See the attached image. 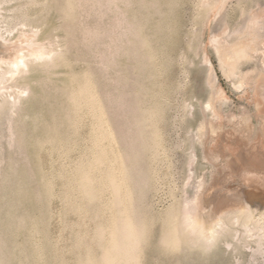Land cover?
Returning a JSON list of instances; mask_svg holds the SVG:
<instances>
[{
	"label": "rangeland",
	"instance_id": "obj_1",
	"mask_svg": "<svg viewBox=\"0 0 264 264\" xmlns=\"http://www.w3.org/2000/svg\"><path fill=\"white\" fill-rule=\"evenodd\" d=\"M202 1L203 0H74V2L72 1L71 3L72 6L75 4V6H73L75 9L68 6V8L72 10L69 11L67 8L69 12L74 13L72 17L69 16L71 13H67L68 11L65 6L68 2L65 3V0H0V18L3 20L0 19V21H2L0 24L2 25V31L4 29L2 33L6 34V36H4L7 38H0V43L5 45V47H3L5 50L23 48L27 53L29 44L26 42L22 43L21 41L18 42V40L14 39L19 33L27 31L30 33H38L37 35L34 34V37H32L33 39L35 38L33 40L34 43L30 41V45L31 43L34 45L35 42L41 43L44 48L54 50L55 53L62 54L65 58L60 59V61L57 62L58 64H55L50 59L49 62L51 61L53 66L49 63L50 68L48 70L47 67L49 66L42 68L41 65L39 67L40 61L38 60L37 62L39 63L36 62L38 66L30 67L28 73L25 71L26 73L24 72V74H21L23 76L20 74L16 75L13 78L15 82L14 80H6L4 82L5 84H2V86L5 87L6 85L10 86L13 90L12 91L9 87L10 91L7 86V90H5L6 88L4 90L2 89L4 93L0 91L2 94H0V102L6 97L4 102L2 101V103H0L2 107L6 108L8 106L6 104L8 101L7 99H12L8 96V93L10 95L12 92H18L21 83H23L21 90L26 93L23 92L24 94H21L22 98L20 96L21 99H19L20 102L17 104L18 107L16 106V108L11 109L13 110L12 112L11 110L9 111V106L8 110H6V112H9L6 113L4 109V113H6L4 114L3 108L0 107L3 113L2 115L0 110V117L4 116L2 119L0 118V242L5 243H0V245H3L0 246V249L3 250H0V258L5 254V257H2L3 260L2 258L0 259V263L76 264V259L78 261L83 259L86 255V250H84L87 249L85 248L86 246H88V248L91 247L92 257L95 256V259H97V257H99L98 259L102 257L103 250L100 247L106 243L105 240L108 241L109 237L108 239L106 237L109 235L104 233L107 235L105 238L102 237L101 242L104 240L103 244H101V242L97 243L98 241L93 237L96 235L95 233L97 230L95 229H99L98 227L96 228V224L99 222L103 223L105 226L109 223L106 221H110L114 216H112L110 212H114V209L110 206V202L113 199V194H111L112 197L110 196L111 187L108 184L102 183L104 187L106 186L105 188H110L109 190L105 189V195H103L104 187L102 184L100 185V183L96 182V184H99L98 190H103L102 193L98 191L99 195H96L100 196L99 198L102 202L100 200L97 202L98 200L96 201V197H94L95 202L92 199L93 201L91 200V203H97L90 205L92 206V210L91 207H88L89 203H86L88 200L85 201L84 204L81 202L83 206L85 203L87 204V206H81V209L84 208L86 211L87 208L88 212H85L84 209H76L79 205L78 202L80 203L79 200H81L79 198V189H77V186L73 185L76 187L73 189L76 191V194L73 191L68 193L67 190H69V188L72 190V184L69 186V183H72V177L69 176L73 175L74 172L72 171L75 169L76 165H78L75 164V161L83 159L81 161L87 163L90 161V158L93 159V155L94 157L95 154L98 155V153H96L98 148L95 150L92 148L94 151L91 149L93 146L96 148L95 143L92 142H94L96 138L101 139L103 136L104 141L109 138L110 142H108V140L104 142L101 139L99 142L103 143V145L101 143L103 147L100 144L99 146H101L102 149H106L107 146V148H109L107 151L110 153H106L107 151L104 149L107 155L104 156L108 159L110 157V159H112L113 157L112 160L114 161L111 160L110 162V160L104 157L103 159H105L104 163L106 165L103 163L105 166L100 165V169L97 165L98 168L95 167L96 171H94L95 169L93 170V176L97 178V180L103 181L104 175L106 177L105 171L112 170L113 173L119 171L116 172V175L118 173V178L123 177L125 174V178L127 179L126 176L130 171L129 174L132 178L129 177L126 181L128 186L126 185L125 187H127V190L122 186V190H126V192L124 190V192L122 191V195H125L124 193L127 194L128 191L130 193L131 191L132 199L135 200V204L133 200V202L130 201L132 205L134 204L133 207L130 202V206H128V202H122L121 204L120 201H118L119 206L117 207L120 209L122 207H131L133 217H137L138 219L140 215L142 216L139 219L142 224L139 220L137 224L140 223L142 228L146 225L143 232L144 235H141L142 239L140 238V240H142L140 241L141 243L139 242L140 246L139 244L137 245L135 252L137 253L139 251L137 253L139 255L136 256L140 258V260L138 259L140 262L138 263L137 261V264H264V231H259L263 235H260L258 232L254 234L255 227L253 228L249 225V227L252 228L250 229L248 226L246 228L247 230L250 229L251 232L253 231L251 234V232H249L250 230L246 231L244 228L246 225L240 221H236L238 223L230 222L232 226L234 224L233 227L230 226L231 224H229V222L228 224L225 223L227 227L229 225L230 229L226 226L225 228H223L224 226H220L221 231H217L218 234L216 233L217 235L215 237L217 239L213 238L212 243H210L211 241H206L207 244L205 245H207V248L204 246L205 240L203 237L199 239L200 241L193 240L194 243L192 242L191 245L190 239H193V237L196 238V234L193 232L194 230H192L194 233L193 237L190 236L192 232L187 233V235L185 234V236H189L190 243L187 242V237L181 235L184 236L185 241L190 244H188V247H186L187 243L185 244L183 237H180V243L178 242L179 244L175 246L170 245L168 241L163 242V239L168 240L167 231H169L173 224V219L177 218L178 213L181 214V217L185 215L183 204L185 206L188 199L193 197L191 195H194L196 186L201 180L206 183L208 190H211L215 183L219 184L218 190L213 194V196L217 194L215 205L212 206L216 210L221 207V204H223L222 207H224L226 202L223 200L227 196L225 194L232 193L235 189L246 186L245 178L247 174L244 172L245 170L242 169L241 171L240 169L236 171L232 166V159L237 157V153L243 149V146L247 149L250 147L252 152V145L259 142L260 138L262 140L264 136V109H262V107L264 108V92L258 94L253 84L257 77L256 75L259 74L262 68L263 62L261 54L258 52L254 53L252 59L244 61L241 64L239 73L235 77H231L225 72L210 42L211 37L214 35L213 33H221V29H223L224 26L226 27V22L230 31L240 26L245 21L250 9L257 10L260 5L259 8L262 10V8H264V0H229L225 4L224 9L219 11L220 13L216 8L210 7L214 6L213 1L215 0L208 2L209 5H204L205 3L203 4ZM73 9L75 11H73ZM26 24L28 25L26 26ZM7 30H11L9 31L10 34ZM207 61L212 63L214 79L212 75H209L210 72H208L209 65ZM6 66L7 65L3 64V67ZM56 66L57 68H55ZM3 67L2 69H5ZM86 72L91 74L90 77L93 78L91 80V85L93 86V83L95 84L92 88H94L95 91L97 90L96 94H98V98L101 99V101L100 99L98 100V104L103 105L104 115L105 111L107 112L104 116V124H106L105 127L108 132H105L107 130L101 127L102 125L99 119L97 122V115L96 117H94V114L92 116L90 115L95 111L93 110L92 112L88 105L87 107L83 106V109L78 112V116H80L84 113L81 111H85L86 114L84 113L80 116L82 120L77 116L75 109H70L73 108L70 106L72 102L67 96H71V94L68 95L70 92L67 91H72V80L77 79L75 81H83L84 77L88 75ZM16 77L19 79L16 80ZM34 80L36 82H34ZM23 85H28L25 87L27 89H25ZM65 87H68L67 90H65ZM6 93L8 98L4 95ZM209 102L211 103L208 104ZM68 109L70 110V114L68 113ZM155 109H157V111ZM73 110L74 112L72 113ZM66 114H69L68 117L72 115V118L70 117V120L69 118L66 120ZM73 114L77 117L74 118ZM88 115L91 117H88ZM40 117H43L44 121ZM249 118L251 120H249ZM83 119L84 122H81ZM243 119L245 121H243ZM72 120H75L73 121L76 124L75 128ZM138 120L141 121L142 124ZM247 120L250 121L248 122L252 125L251 128H253L248 133L245 131ZM77 121H79L78 124ZM8 122H10V124ZM36 122L39 126H37L38 124ZM94 122L100 127L96 126ZM46 123H50L49 128L51 129L48 128V124L46 125ZM211 123L223 126L222 129L224 131H229L227 133H234L236 141H217L211 136L208 137L207 134L206 136H201L200 128L205 125L206 131ZM54 124L58 125V127L60 126V131L57 132V134L60 135V133H63L61 135L63 142L67 139L69 141H66V144L63 142L59 144L60 146L56 148L57 150L49 149V151L46 152L40 145L42 139L44 140L45 137H56L55 131L57 130L53 128ZM206 124L208 126H206ZM56 125H54V127L58 129ZM107 125L110 126L107 128ZM70 126L77 130H73ZM9 128H12V134L14 132L13 136H11L12 134ZM93 128H95L94 131ZM109 129L111 131L110 136L116 139L118 138V141L108 136ZM237 130L239 132H237ZM22 131L24 132L23 135H21ZM91 131L94 132V134L98 132L96 134H99V136L101 135V137L98 138L96 134L94 136ZM103 131L107 134L108 138L105 137L106 135ZM236 132L239 135L235 134ZM67 134H69V136H66ZM10 136L14 138L12 139ZM66 137L68 138L66 139ZM20 138L23 140L25 139V142H22ZM252 142L254 143L252 144ZM23 143H25L26 146ZM117 143L119 144L118 148ZM249 143L251 146L248 145ZM67 144V148H63V145L66 146ZM140 145L143 146L141 147ZM28 146L31 147L27 148ZM34 147L37 150H35ZM68 148L70 149L68 150ZM113 148L116 150L114 151ZM61 149H64V151ZM118 149L123 151H120V155L118 154ZM110 150L113 151L116 157ZM134 150L137 153L134 152ZM59 151L60 154H57ZM62 151L63 153H65V151L67 153L68 151L67 154L69 157L61 153ZM124 151L126 153H128L127 151L130 152L128 157H126ZM138 151L142 153V155H139ZM114 152H117V154ZM47 153L51 156H48ZM122 153L125 156L121 155ZM135 153L141 156L140 159L142 158V160H145H139V156H135ZM117 155H119L120 158L117 157ZM132 155L136 157V161H142L143 163L139 162L140 164H138V162L133 161L134 156ZM131 156L133 158L130 160L129 157ZM57 158L60 159L58 160ZM63 158L67 159L63 160ZM123 158H126V160L129 158L130 161L127 160L128 162L124 164L126 160ZM115 160L117 162H115ZM121 160H123V162ZM64 161L65 165L62 163L64 166H61L60 163ZM129 162L132 166L134 162V164L137 163L138 169H142L140 170L141 173H134L138 169H136L137 167L135 168V165L134 168H129ZM118 164L119 166H117ZM114 165L116 169L120 167L118 168L119 170H116L115 167H113ZM125 165L128 167L125 168L126 171L123 173L122 169ZM60 166L62 168H60ZM106 166L108 169L104 170L107 168ZM112 167L115 170H113ZM22 168L23 170L24 168L25 170L29 169L33 174H30V171L27 170L23 171ZM70 169H72V171ZM133 169H135V171ZM53 170L55 171L52 172ZM132 170L134 172H132ZM63 171L65 172L62 174ZM25 172H29V174ZM97 172L101 173L103 176L99 173L97 175ZM104 172L105 174H103ZM64 174H66L67 177ZM121 174L122 176H120ZM136 175H141L138 176L141 180L135 178ZM41 176L45 178L43 179ZM101 176L102 179L99 178ZM68 178L71 180L69 181ZM46 180L52 181V188L46 186ZM133 180H136L135 184ZM137 181H141V184ZM66 185L69 186V188ZM129 185L132 187L130 188ZM249 187L251 186L249 185ZM50 188L53 191L49 190ZM132 188H134V190H132ZM48 191H50L49 193L51 195H49ZM96 191L97 189L95 192ZM70 193H74L76 196L78 194V200H76L78 205L75 202L76 196L74 194L70 195ZM106 195L110 197L111 201L107 199ZM69 198L74 200V205L73 201L71 204ZM104 198L107 199L106 202L108 201L107 206ZM119 199L120 198H118V200ZM103 203H105V206H103L106 207V209L104 208L105 210L102 207ZM124 204L125 206H122ZM190 204L189 202L188 205ZM75 205L77 206L75 207ZM69 206L71 208H69ZM133 208H136V211H134ZM102 210L108 211L110 214L108 212L103 213ZM86 214L87 217L85 216ZM226 214L227 213H225L224 216H226ZM169 217L172 221H170ZM79 220L80 223L78 222ZM81 220H83V222ZM77 222L80 226L76 224ZM98 225L99 224H97V226ZM103 225L101 226L103 227ZM81 226H83V228ZM78 228L81 230H78ZM93 229L95 231L94 236L92 235V232H94ZM79 231L82 233L86 232L84 236L83 234L81 235V240L83 238L84 241H81L83 245L82 250L80 247L78 248L76 246V242L73 243V239L77 237L75 235L77 232L78 235L80 233ZM248 232L249 235L254 234L256 236H249ZM257 234L260 236H257ZM201 239H203L204 243ZM259 239L261 240L259 241ZM74 241H76V239ZM195 242H197V244L198 242L201 243L196 246ZM42 243H45V246ZM39 244H41V246ZM12 249L14 250L12 251ZM41 249L42 252L40 251ZM44 249L45 252H43ZM204 249H206V251ZM36 251L38 252L36 253Z\"/></svg>",
	"mask_w": 264,
	"mask_h": 264
},
{
	"label": "bare ground",
	"instance_id": "obj_2",
	"mask_svg": "<svg viewBox=\"0 0 264 264\" xmlns=\"http://www.w3.org/2000/svg\"><path fill=\"white\" fill-rule=\"evenodd\" d=\"M73 2H74V0H72ZM71 0H65V3H67L68 2V4L65 6L66 7V10L68 11V9H69V11H72L70 8L71 7H73V6H75V4L72 6V2ZM213 1V0H212ZM229 0H215V1H213L214 2V6H210V7H213V8H216L217 10H218V12L220 11V10H222V9H224V6H225V4L228 2ZM208 2H211V0H203L202 1V3L204 4V5H209V3ZM1 3V2H0ZM212 4V3H211ZM213 5V4H212ZM68 6L70 7V8H68ZM259 7H260V5H259ZM258 7V9L256 10V9H250V11H249V13H248V15H247V17H246V19H245V21L240 25V26H237L235 29H233V30H230L229 31V26H228V24H226L225 23V25H226V27L224 26L223 27V29H221L222 30V32L221 33H219V34H216V33H213L214 35L211 37V39H210V42H211V44H212V46L214 47V49H215V51H216V53H217V55H218V57H219V60H220V62H221V65H222V67L224 68V70H225V72L229 75V76H233V77H235L238 73H239V68H240V66H241V64L244 62V61H248V60H250V59H252L253 58V54L254 53H256V52H258V53H260L261 54V59H262V62H263V64H262V68H261V71L259 72V74L258 75H256L257 77L255 78V80H254V82L253 81H251V82H253V84H254V86H255V89L258 91V94L260 93H262V92H264V18H263V12H264V8H262V10H261V8H259ZM262 7V6H261ZM68 8V9H67ZM74 9H75V7H73ZM208 8V7H207ZM2 9V8H1ZM73 9V11H75ZM65 10V11H66ZM210 10V9H209ZM67 12L68 14L69 13H71V14H69V16H72L73 17V15H74V13H72V12ZM79 11V10H78ZM211 11H212V9H211ZM214 11V10H213ZM80 12V11H79ZM66 13V14H67ZM220 13V12H219ZM26 14V13H25ZM76 14V13H75ZM68 16V15H67ZM1 19V18H0ZM27 19V18H26ZM2 20V19H1ZM218 20V19H217ZM3 21V20H2ZM2 21H0V22H2ZM22 21V20H21ZM30 21V20H29ZM25 23V22H24ZM23 23V24H24ZM28 23V22H27ZM31 23V22H30ZM208 23V22H207ZM223 23V22H222ZM22 24V23H21ZM28 24H26V26H27ZM2 25L0 24V38L2 39H7L5 36H6V34H3L2 32L4 31V29H3V31H2V27H1ZM24 26H25V24H24ZM227 26H228V30H227ZM11 28V27H10ZM24 28V27H23ZM6 29V28H5ZM35 30V29H34ZM6 31V30H5ZM8 31V33L10 34V32L9 31H11V30H7ZM13 31V30H12ZM228 31V32H227ZM12 34V33H11ZM34 34L35 35H37L36 33H34V32H27V31H23V32H21V33H19V35L16 37V38H14V39H16V40H18V42L19 41H21L22 43L24 42H26V43H28L29 44V48L27 49V53H26V50H24L23 48H12L13 50H5L3 47H5V45H3L2 43H0V91H2V89L4 90L8 85H6V87L5 86H2V84L6 81V80H11V81H13L14 79V77L16 76V75H21V74H24V72L26 71L27 73L29 72L28 71V69H30V67H32V66H38L37 65V63H39V62H37L38 60L40 61V63H39V67L42 65V68L44 67V68H46L47 66H49V63L50 64H52L51 63V61L52 62H54L55 64L58 62V61H60V59H62V58H64L63 56H62V54L60 55L59 53L57 54V53H55V51L54 50H48V49H46V48H44L42 45H41V43H37V42H35V44L33 45V43H34V39L32 38V37H34ZM5 35V36H4ZM8 37V36H7ZM2 41V40H1ZM8 41V40H7ZM33 42V43H31V45H30V43L29 42ZM10 43V42H9ZM11 44V43H10ZM39 44V45H38ZM110 45V44H109ZM31 46V47H30ZM7 47V46H6ZM63 48V47H62ZM26 49V48H25ZM61 49V48H60ZM119 49V48H118ZM61 53V52H60ZM56 54V55H55ZM54 55H55V57H54ZM206 56V55H205ZM51 59V61L49 62V60ZM65 59V58H64ZM253 61V60H252ZM37 62V63H36ZM208 62V65H209V71L208 72H210V76L212 75H214V71H213V66H212V63L211 62H209V61H207ZM35 63H36V65H35ZM59 63H61V62H59ZM3 64H5V65H7L6 67H3ZM58 64V63H57ZM207 64V63H206ZM44 65V66H43ZM46 66V67H45ZM52 66H53V64H52ZM51 66V67H52ZM67 66V65H66ZM2 67L3 68H5V69H2ZM50 68V66L49 67H47V70ZM55 68H57V66L55 67ZM257 68V67H256ZM45 70V69H44ZM46 70V71H47ZM73 71V70H72ZM25 72V73H26ZM55 72V71H54ZM87 73V72H86ZM86 73H85V75H86ZM75 74V73H74ZM80 74V73H79ZM88 75H86V77H84V79H83V81H75V80H77V79H73L72 80V84H73V86H72V91H67V92H70L69 94L68 93H66V94H68V95H70L71 94V96H67V98H69V100H71V102H72V105H70V106H72L73 108H70V109H75V111H76V114H77V116H78V112H80V110H82L83 109V106L85 107H87V105L90 107V110L93 112V110L95 111L94 113H88V114H90L91 116L94 114L95 116L94 117H96V115H97V122H98V119H99V121L101 122L100 124L102 125L101 127H103V129L105 128L106 129V124H104L105 123V119H104V116L106 115V111H105V115H104V107H103V105H101V104H98V100L100 99V98H98L99 96H98V94H96V92H97V90L95 91L94 90V88H92L95 84L93 83V86L91 85L92 83H91V80L93 79L92 77H90V75L91 74H89V73H87ZM70 75H72V74H70ZM84 75V74H83ZM84 75V76H85ZM241 75V74H240ZM21 76H23V75H21ZM54 76H56V75H54ZM88 76V77H87ZM25 77V76H24ZM73 77H74V75H73ZM76 77H77V75H76ZM90 77V78H89ZM21 78V77H20ZM47 78V77H46ZM213 79H214V76L212 77ZM254 78V77H253ZM17 79H19V78H17L16 77V80ZM22 79V78H21ZM52 79V78H51ZM42 80V79H41ZM47 80V79H46ZM45 80V81H46ZM70 80V79H69ZM81 80V79H80ZM244 80V79H243ZM9 81H7V82H9ZM49 81V80H48ZM68 81V80H67ZM66 81V82H67ZM6 82V83H7ZM14 82H15V80H14ZM34 82H36L35 80H34ZM33 82V83H34ZM39 82H40V80H39ZM42 82V81H41ZM17 83V82H16ZM5 84V83H4ZM3 84V85H4ZM22 84L23 83H21V86H22ZM26 84V83H25ZM67 84V83H66ZM40 85V84H39ZM68 85V84H67ZM97 85V84H96ZM21 86H20V90L18 91V92H15V93H11L10 95H9V93H8V96L10 97V98H12V99H9L8 98V96H7V93L6 94H4L5 96H7V109L5 108V107H2V104H1V106L0 107H2L1 109L3 110V113H4V109H5V112H6V110H8V107L10 106V109H9V111L11 110V109H14V108H16V106H17V104L20 102L19 101V99H21L22 98V96H21V94H24V93H26V92H24L23 90H21ZM24 86V85H23ZM28 86V85H27ZM26 85L24 86V88L25 87H27ZM41 86V85H40ZM44 86V85H43ZM10 86H8V89L10 90V88H9ZM13 87V86H12ZM96 87V86H95ZM62 88V87H61ZM68 88V87H67ZM67 88L65 87V90H67ZM25 89H27V88H25ZM24 89V90H25ZM29 89V88H28ZM69 89H70V87H69ZM5 90H7V88L5 89ZM11 90H12V88H11ZM10 90V91H11ZM31 90V89H30ZM13 91V90H12ZM17 91V90H16ZM27 91V90H26ZM31 91H33V90H31ZM3 93H4V91H2ZM7 92H9V91H7ZM24 92V93H23ZM255 93V92H254ZM1 94V93H0ZM2 95V94H1ZM20 96H21V98H20ZM39 96V95H38ZM260 96V95H259ZM4 97V96H3ZM102 97V96H101ZM1 98V97H0ZM6 99V97L4 98V100ZM213 99V98H212ZM217 99V98H216ZM258 99V98H257ZM1 100V99H0ZM4 100L2 99V101L4 102ZM68 100V99H67ZM2 101L0 102V103H2ZM100 101H101V99H100ZM67 102V101H66ZM26 103V102H25ZM102 103V102H101ZM104 103V102H103ZM211 102H209L208 104H210ZM4 104V103H3ZM24 104V103H23ZM258 105H260V104H258ZM22 106V105H21ZM68 106H69V104H68ZM18 107V106H17ZM88 107V108H89ZM69 108V107H68ZM158 108V107H157ZM204 108V107H203ZM207 108V107H206ZM0 109V110H1ZM61 109H62V106H61ZM85 109V108H84ZM87 109V108H86ZM143 109V108H142ZM152 109V108H151ZM160 109V108H159ZM262 109H264L263 107H262ZM2 110H1V113H2ZM18 110V109H17ZM59 110V109H58ZM63 110V109H62ZM62 110H59V111H62ZM69 110V109H68ZM89 110V109H88ZM153 110V109H152ZM156 111H157V109H155ZM154 110V111H155ZM9 111H7L6 113H8ZM13 110H11V112H12ZM14 111H16V110H14ZM87 111V110H86ZM90 111V112H91ZM21 112V111H20ZM19 112V113H20ZM70 112V110L68 111V113ZM74 112V110L72 111V113ZM81 112H84L85 113V111H81ZM88 112V111H87ZM1 113H0V116H1ZM3 113H2V115H3ZM6 113H4V114H6ZM14 113H17V112H14ZM13 113V114H14ZM83 113V114H84ZM155 113V112H154ZM153 113V114H154ZM158 113V112H157ZM261 113V112H260ZM70 114V113H69ZM68 114V115H69ZM80 114V113H79ZM82 114V113H81ZM82 114V115H83ZM86 114V113H85ZM156 114V113H155ZM263 114H264V110H263ZM39 115H41V114H39ZM68 115L66 114V120L69 118V120H70V117L72 118V115L71 116H69L68 117ZM82 115H80V116H82ZM148 115H149V113H148ZM11 116V115H10ZM73 116H74V114H73ZM77 116H74V118H76ZM80 116H78L79 118H80ZM86 116V115H85ZM91 116H89L88 115V117H91ZM249 116V115H248ZM4 117V116H3ZM3 117H0L1 119L3 118ZM44 117V116H43ZM43 117L41 118L42 120H43ZM107 117V116H106ZM105 117V118H106ZM109 117V116H108ZM31 118H33V117H31ZM37 118V117H36ZM73 118V119H74ZM78 118V119H79ZM152 118V117H151ZM0 119V120H1ZM11 119V118H10ZM20 119V118H19ZM30 119V118H29ZM38 119V118H37ZM57 119V118H56ZM77 119V120H78ZM81 120H82V118H80ZM246 119V118H245ZM4 120V119H3ZM34 120H35V118H34ZM38 120H40V119H38ZM53 120V119H52ZM54 120H55V118H54ZM53 120V121H54ZM76 120V119H75ZM75 120H72V123H74L73 121H75ZM88 120L90 121V119L88 118ZM96 120V119H95ZM94 120V121H95ZM108 120V119H107ZM106 120V121H107ZM153 120V119H152ZM208 120V119H207ZM249 120H251L250 118H249ZM249 120H247V122H246V128H245V131L248 133V132H250V130H252L253 128H251L252 127V125L249 123L250 121ZM14 121H15V119H14ZM33 121V120H32ZM44 121V120H43ZM42 121V122H43ZM89 121H88V123H89ZM139 121V120H138ZM143 121V120H142ZM243 121H245L244 119H243ZM249 121V122H248ZM12 122V121H11ZM21 122V121H20ZM46 122H48V121H46ZM78 122L79 121H77V124H78ZM81 122H84V119H83V121H81ZM85 122H86V120H85ZM91 122H93V121H91ZM96 122V121H95ZM94 122V124L96 125V123ZM140 123H141V121H139ZM4 123V122H3ZM9 124H10V122H8ZM37 123V122H36ZM54 123H56V122H54ZM71 123V122H70ZM38 124V123H37ZM37 124H35V125H37ZM48 123H46V125H47ZM99 124V123H98ZM107 124H109V123H107ZM112 124V123H111ZM142 124V123H141ZM49 125H50V123L48 124V128H49ZM52 125V124H51ZM54 125H56V124H54ZM54 125H53V128H55V130H57V131H55V134H56V137L55 138H51V137H45V139L43 140L42 138V142H41V147H42V149L44 148V150L46 151V152H48L49 151V149L50 150H53V149H56V148H59V144H61L62 142H63V140H62V134L63 133H60V135L59 134H57V132H59L60 131V129H59V127H58V125H56L57 127H58V129H56V127H54ZM74 125V128H75V123L73 124ZM72 125V126H73ZM89 125H92V124H89ZM94 125V126H95ZM204 125V124H203ZM31 126H33V125H31ZM37 126H39V124L37 125ZM45 126V125H44ZM61 126H62V124H61ZM72 126H70V127H72ZM78 126V125H77ZM83 126V125H82ZM96 126H99V125H96ZM96 126H95V128H96ZM110 126V125H109ZM108 125H107V128L109 127ZM206 126H208L207 124H206ZM17 127V126H16ZM51 127V126H50ZM100 127V126H99ZM14 128V127H13ZM38 128V127H37ZM73 128V127H72ZM73 128V130H77V129H74ZM77 128V127H76ZM78 128H79V126H78ZM95 128H93V131H94V129ZM223 126H221V125H216L215 123L214 124H210L209 125V127H208V129L205 131V125L204 126H202L201 128H200V135L202 136V135H205L206 136V134H207V136L209 137V136H211L212 138H214L215 140H217V141H230V142H234V141H236V137L234 136V133H227V132H229V131H224L223 129ZM10 129V128H9ZM22 129V128H21ZM31 129V128H30ZM42 129V128H41ZM49 129H51V128H49ZM91 129H92V127H91ZM99 129V128H98ZM104 129V130H105ZM112 129V128H111ZM241 129V128H240ZM2 130V129H1ZM12 130V128L10 129V131ZM97 130V129H96ZM95 130V131H96ZM100 130V129H99ZM107 130V129H106ZM13 131H15V130H13ZM24 131V130H23ZM22 131V134L21 135H23V132ZM52 131H53V129H52ZM27 132V131H26ZM34 132V131H33ZM70 132V131H69ZM72 132V131H71ZM76 132V131H75ZM92 132V131H91ZM104 132V131H103ZM102 132V133H103ZM105 132H108V130L107 131H105ZM105 132H104V134H105ZM111 131H110V129H109V134H108V136H110L111 135V133H110ZM235 132V131H234ZM237 132H239L238 130H237ZM237 132L235 133V134H237ZM1 133V132H0ZM11 134H12V131L10 132ZM93 134H94V132H92ZM91 133V134H92ZM96 133H98V132H96ZM95 133V134H96ZM101 133V134H102ZM113 133V132H112ZM119 133H121V132H119ZM13 134H14V132H13ZM13 134L11 135V136H13ZM28 134V133H27ZM91 134H89V135H91ZM95 134H94V136H95ZM103 134V135H104ZM241 134V133H240ZM262 134V133H261ZM260 134V135H261ZM97 135V137L99 138V137H101V135L99 136V134H96ZM106 135V136H105ZM104 136L105 137H107L108 138V136H107V134H105ZM113 135V134H112ZM118 135V134H117ZM237 135H239V134H237ZM10 136V137H11ZM15 136V135H14ZM29 136H31V135H29ZM42 136V135H41ZM66 136H69V134H67ZM243 136V135H242ZM248 136V135H247ZM261 136H263V135H261ZM261 136H259V137H261ZM21 137V136H20ZM37 137V136H36ZM53 137V136H52ZM64 137V136H63ZM113 137V136H112ZM111 136H110V138H112ZM158 137V136H157ZM259 137H258V139H259ZM264 137V136H263ZM263 137H262V140H261V138L259 139L260 141L259 142H257V143H254V142H252V144L254 143V145H252L253 147V151L251 152V150L252 149H250V147L247 149V148H244V146H243V149L241 150V151H239L237 154V157L236 158H234V159H232L233 161H232V166H233V168H235V170L237 171V170H240L241 169V171H242V169H244L245 171L244 172H246V174H247V176H246V178H245V180H246V186H244V187H241V188H237V189H235V191H233L232 193H229V194H225V195H227L226 196V198L223 200V201H225L226 203H225V205H224V207H222V205L223 204H221V207L218 209V210H216V209H214L212 206L213 205H215V198L217 199V194L216 195H214L213 196V194H214V192L216 191V190H218V188H219V184H217V183H215V185H213L212 186V188H211V190H208L207 189V186H206V183L203 181V180H201V182H199L198 184H197V186H196V190H195V192H194V195H191V196H193L191 199H188V201L186 202V204L188 203L189 204V202L191 203L190 205H186L185 204V206H187V207H185L184 206V204H183V211H184V213H185V215H182V217H181V214H179L178 213V215H180V216H178L177 215V218L179 217H181L180 218V220H179V218L177 219H173V224L171 225V227H170V229H169V231H167V237H168V240L166 239H163L164 241L163 242H169V244L170 245H172V246H175V245H177V244H179L180 242V237H183V240H184V242H185V244L187 243V242H189V236H185V234L187 235V233H190V232H192V230H194L193 232L196 234V238L195 237H193V232L191 233L192 235H190V236H192L193 237V239L191 238L190 239V241H191V245H192V242L194 243V241L193 240H199L200 238H204V240H205V243L203 242V239H201V241L204 243V246H205V248H207V245H205V244H207V242H209V241H211L210 243H212V240H213V238L214 239H217V238H215L216 237V235L218 234V232H220L221 231V228H220V226L222 227V226H224L223 228H225V223H227L228 224V222H229V224H231L230 222H236V221H240V222H242L244 225H246L244 228L246 229V231H248V230H250L252 227L254 228L255 227V233L254 234H256L257 232L260 234V235H263V234H261L260 232H261V230H262V232L264 231V139H263ZM12 138V137H11ZM14 138V137H13ZM12 138V139H13ZM34 138V137H33ZM68 137H66V139H67ZM74 138V137H73ZM91 138H92V136H91ZM95 138V137H94ZM115 137H113L112 139H114ZM238 138V137H237ZM243 138V137H242ZM37 139V138H36ZM89 139H90V137H89ZM101 139L104 141V137L102 136L101 137ZM101 139H95L94 140V142H92V143H95V145H96V148H94V146L93 147H91V149L93 148L94 150L95 149H97V151H96V153H98V155H96L95 153H93V154H95V157H94V155H93V159H91L90 158V161L89 162H82L81 160H83V159H81V160H79V161H75L76 163L75 164H78V165H76V167H75V169L74 168H72V169H74L73 171H72V169H70L72 172H74L73 173V175L72 176H69V177H72V183H69V186L72 184V190L69 188V186H67L68 188H69V190H67V192L69 193L70 191H73L74 193L76 192L75 190H73V189H75L76 187H74V186H77V189H79V191H78V194H79V198L82 200H79L80 201V203L78 202V204H77V202H76V200H78L77 198V196H78V194H77V196L74 194V193H70V195H75L76 196V198H75V202H76V204L78 205V207H76L77 205H75V207H76V209L78 210V208H79V210H82V209H84V208H82L81 209V206H83L82 204H81V202H83V204H84V202L85 201H87L88 200V202H86V203H89L88 204V207H91V210H92V206H90L91 204H96L97 202H99V200L101 201V199L99 198L100 196H96L97 194H98V191H99V193H102V191H103V195H105L104 194V192H105V189H107V190H109L110 188H105L104 187V184H102V183H105V184H108L110 187H111V193H110V196L112 197V195L111 194H113V199H112V201L110 200V197H108L107 195V199H109V201H111L110 202V206H112V208L114 209V214L112 213V211H110L111 212V214H112V216H113V218L112 219H110V221H106V222H109V223H107V225H103V223H97V224H99L98 226H97V224H96V228L98 227L99 229H95V230H97L96 231V233H95V231H94V229H93V231L94 232H92L93 234V236H94V233L96 234L95 235V237H93V238H95V240L96 241H98L97 243H100L101 241H102V237H106V235L108 234L109 236H107L106 238L108 239V237H109V239H108V241L107 240H105L106 241V243H104V245H101V244H103V242H104V240H103V242H101V244H99V245H101V247L100 248H102V257L100 258V259H98L99 257H97V259H95L94 257H92V250H90V248L91 247H89L88 248V246H86V245H84V246H86L85 248H87V249H84V250H86V255L83 257V259H80V260H78L77 261V259H76V264H137V261H138V259L140 260V258L138 257V256H136V255H139V254H137V253H135L136 252V249H137V245L139 244V242L140 241H142V240H140V238L142 237L141 235H144L143 234V232H144V229H145V226H144V224H143V226H144V228H142V222H141V220H139L142 216L140 215V217L137 219V217H133V214L131 213V207L130 208H128V207H122V206H125V204L124 205H122L121 207V209L119 208V207H117V206H119V203H118V201H120V203L122 204V202H128L127 204H128V206H130L129 205V202L130 201H134V204H135V200L134 199H132V193H131V191H130V193H129V191L127 192V194L126 193H124L125 195H122V193L125 191L126 192V188L127 187H125L127 184V180L129 179V177H131V175L129 174L130 173V171L128 172V175H130V176H128L127 174V179L125 178V174H124V176L123 177H119L118 178V173H117V175H116V172H119V171H115L114 173L112 172V170H106V169H108V165L106 166L107 168H105L104 170H106L105 172H106V177H105V175H104V177H103V181L102 180H97V178H95L94 176H93V172L94 171H96V169H95V167H97V165H98V167L100 166V165H104L105 163V159H103L105 156L104 155H106L105 154V150L107 151V149L109 150V148H107V146H106V149L105 148H103L102 149V145H103V143L102 142H99V140L101 141ZM116 139V138H115ZM114 139V140H115ZM118 139V138H117ZM116 139V140H117ZM20 140H22V142L25 140H23L22 138H20ZM19 140V141H20ZM31 140H33V139H31ZM40 140V139H39ZM92 140V139H91ZM108 140V142H110L109 141V138L107 139ZM107 140H105V141H107ZM155 140V139H154ZM241 140V139H240ZM243 140H244V138H243ZM256 140V139H255ZM11 141H13V140H11ZM64 141H65V139H64ZM66 141H69L68 139L66 140ZM66 141L65 142H63V143H65L66 144ZM74 141V140H73ZM104 141V142H105ZM118 141V140H117ZM249 141V140H248ZM8 142H10V141H8ZM25 142V141H24ZM30 142H35V141H30ZM39 142V141H38ZM230 142H229V144H230ZM245 142V141H244ZM21 143V142H20ZM67 143H69V142H67ZM101 143H102V145H101ZM113 143V142H112ZM119 143V142H118ZM117 143V144H118ZM132 143V142H131ZM238 143V142H237ZM24 145H25V143H23ZM37 144V143H36ZM99 144L102 146H99ZM105 144V143H104ZM116 144V143H115ZM240 144V143H239ZM246 144V143H245ZM110 145V144H109ZM143 145H144V142H143ZM143 145H140L141 147L143 146ZM225 145H226V143H225ZM247 145V144H246ZM249 146H251L250 145V143L248 144ZM26 146V145H25ZM36 146V145H35ZM67 146H68V144L65 146V145H63V148L64 147H66L67 148ZM92 146V145H91ZM113 146L116 148V146L113 144ZM118 146H119V144L117 145V148H118ZM136 146V145H135ZM29 147H31V146H28L27 148H29ZM40 147V148H41ZM62 147V146H61ZM60 147V148H61ZM128 147V146H127ZM132 147V146H131ZM145 147V146H144ZM247 147V146H246ZM35 148V147H34ZM39 148V149H40ZM65 148V149H66ZM115 148H113L114 149V151L116 150ZM70 148H68V150H69ZM92 149V151H94ZM105 149V150H104ZM120 149V148H119ZM117 150V151H119L118 152V154L120 153V151L121 150ZM127 149V148H126ZM126 149H125V151H126ZM128 149H131V148H128ZM35 150H37L36 148H35ZM57 150V149H56ZM55 150V151H56ZM59 150V149H58ZM61 150H63L64 151V149H61ZM60 150V151H61ZM67 150V149H66ZM133 150V149H132ZM145 150V149H144ZM40 151H41V149H40ZM44 151V152H45ZM60 151H59V153H57V154H60ZM63 151L61 152V153H63ZM91 151V150H90ZM111 151V150H110ZM124 151V152H125ZM26 152V151H25ZM38 152V151H37ZM36 152V153H37ZM43 152V154L45 155V153ZM58 152V151H57ZM70 152V151H69ZM112 152V154H113V151H111ZM121 152H123V151H121ZM128 153H126V157H128L129 155V151H127ZM134 152H136L135 150H134ZM141 152H143V151H141ZM50 153V152H49ZM67 153H68V151H67ZM66 153V151H65V153H63L64 155L66 154V156H68L69 157V155ZM71 153V152H70ZM91 153V152H90ZM106 153H110V152H106ZM115 153V152H114ZM133 153V152H132ZM137 153V152H136ZM134 154L135 156L137 155V156H139L140 154L142 155V153H139V151H138V153H139V155L138 154ZM37 154H39V153H37ZM48 154V153H47ZM51 154H52V152H51ZM57 154H55V155H57ZM63 154H61V155H63ZM115 154H117V152L115 153ZM53 155V154H52ZM54 155V156H55ZM90 155V154H89ZM88 155V156H89ZM114 155V154H113ZM120 155V154H119ZM119 155H117V157H119L120 158V156ZM121 155H123V156H125L123 153L121 154ZM131 155V154H130ZM134 155H132V156H134ZM27 156V155H26ZM28 156H29V153H28ZM38 156V155H37ZM41 156H42V153H41ZM48 156H51V155H49L48 154ZM107 156V155H106ZM111 156V155H110ZM109 156V157H110ZM115 156V155H114ZM122 156V157H123ZM129 157L130 158V160H131V158H133V157ZM134 156V160L133 161H135V162H138V160L136 161V157ZM233 156V155H232ZM59 157H60V155H59ZM91 157V156H90ZM116 157V156H115ZM122 157H121V159H122ZM140 157L141 156H139L138 158H139V160H142V158L140 159ZM227 157V156H226ZM235 157V156H234ZM31 158H33V157H31ZM31 158H29V159H31ZM44 158V157H43ZM105 158H107V157H105ZM111 158V157H110ZM108 159V160H110V162H111V160L113 159V157H112V159ZM129 158H127V160H129ZM137 158V159H138ZM144 158V157H143ZM27 159H28V157H27ZM42 159V158H41ZM58 160L60 159V158H57ZM65 158H63V160H64ZM67 159V158H66ZM65 159V160H66ZM116 159V158H115ZM118 159V158H117ZM123 159H125L126 160V158H123ZM57 160V161H58ZM62 160V159H61ZM85 160H87V159H85ZM89 160V159H88ZM126 160V162H124V164H126L128 161ZM129 160V161H130ZM143 160H145V159H143ZM142 160V161H143ZM231 160V159H230ZM10 161V160H9ZM30 161V160H29ZM40 161H42V160H40ZM81 161V162H80ZM112 161H114V160H112ZM122 162H123V160H121ZM121 161H119V162H121ZM141 161V162H142ZM115 162H117L116 160H115ZM134 162V163H135ZM140 162V161H139ZM138 162V164H140ZM231 162V161H230ZM6 163V162H5ZM14 163V162H13ZM62 163H64V165H65V161L64 162H61L60 164H61V166L63 165ZM104 163V164H103ZM106 163H108V162H106ZM133 163V162H132ZM133 163V166H132V164L129 162L128 164H130V166H129V168H134V165H135V168L136 169H138L139 167H138V164L136 163V164H134ZM143 163V162H142ZM12 164V163H11ZM39 164H40V162H39ZM111 164V163H110ZM113 164H114V162H113ZM115 164H117V163H115ZM120 164V163H119ZM119 164L117 165V166H119ZM63 165V166H64ZM106 165V164H105ZM104 165V166H105ZM112 165V164H111ZM11 166V165H10ZM13 166V165H12ZM15 166V165H14ZM26 166V165H25ZM60 166V168H62ZM73 167H74V165H73ZM97 167V168H98ZM102 167V166H101ZM113 167H115V165L113 166ZM112 167V168H113ZM128 166H124L123 167V169H122V172L124 173V171H126L125 170V168H127ZM231 167V166H230ZM29 168V167H28ZM42 168V167H41ZM47 168V167H46ZM45 168V169H46ZM103 168V167H102ZM110 168H111V166H110ZM118 168H120V167H118ZM116 169V167H115V169L116 170H119V169ZM128 168V169H129ZM95 169V170H94ZM99 169H100V167H99ZM114 168H113V170H115ZM22 170H23V168H22ZM24 170H25V168H24ZM23 170V171H24ZM27 170V169H26ZM25 170V171H26ZM32 170V169H31ZM47 170V169H46ZM94 170V171H93ZM131 170V169H130ZM134 171H135V169H133ZM132 170V172H134ZM139 170V171H138ZM136 172H134V173H137V172H140V170H142L141 168L140 169H138ZM220 170V169H219ZM234 170V171H235ZM27 171H30L29 169L27 170ZM49 171V170H48ZM51 171V170H50ZM55 170H53L52 172H54ZM61 171H62V169H61ZM98 171V170H97ZM100 171V170H99ZM101 171H102V169H101ZM43 172V171H42ZM47 172V171H46ZM65 171H63L62 172V174L64 173ZM105 172L103 173V174H105ZM4 173V172H3ZM14 173V172H13ZM25 173H27V172H25ZM33 174V172H31L30 171V174ZM50 173V172H49ZM48 173V174H49ZM57 173H58V171H57ZM60 173V172H59ZM67 173H70V172H67ZM66 173V174H67ZM98 173L99 172H97V175H98ZM120 173H121V171H120ZM141 173V172H140ZM27 174H29V172L27 173ZM42 174H44V173H42ZM41 174V175H42ZM47 174V175H48ZM52 174V173H51ZM66 174H64V175H66ZM100 175H102L101 173H99ZM117 176H115V175ZM233 174V173H232ZM237 174V173H236ZM6 175H7V173H6ZM95 175H96V172H95ZM9 176V175H8ZM24 176V175H23ZM22 176V177H23ZM27 176V175H26ZM44 176V175H43ZM43 176H41V177H43ZM51 176V175H50ZM62 176V175H61ZM60 176V177H61ZM103 176V175H102ZM102 176L101 177H99V178H101L102 179ZM120 176H122V174L120 175ZM138 176H141V175H138ZM138 176L136 175L135 176V178H138ZM48 177V176H47ZM47 177H46V179H47ZM66 177H67V175H66ZM97 177V176H96ZM6 178V177H5ZM45 177H43V179H44ZM132 178V177H131ZM130 178V179H131ZM3 179V178H2ZM69 179V181L71 180L70 178H68ZM138 179H140V178H138ZM49 180H50V178H49ZM141 180V179H140ZM134 181V180H133ZM132 181V182H133ZM136 181V180H135ZM135 181L133 182L134 184H135ZM7 182V181H6ZM23 182V181H22ZM50 184H49V183ZM96 182H98V183H100V185L102 184V186L104 187V189L103 190H98V187H99V184L97 183L96 184ZM129 182V181H128ZM138 183H140L141 184V181L139 182V181H137ZM137 182H136V185H137ZM8 183H10V182H8ZM45 183H46V186L48 187V186H50L51 188H52V186H51V183H52V181H45ZM129 183H131V182H129ZM128 183V184H129ZM23 184V183H22ZM44 184V183H43ZM96 184V186H97V193L95 192V187H94V185ZM125 184V185H124ZM5 185V184H4ZM24 185H25V183H24ZM74 185V186H73ZM131 185V184H130ZM129 185V186H130ZM133 185V184H132ZM249 185L251 186V187H249ZM20 186V185H19ZM122 186H124L125 187V189H123L122 190ZM128 186V185H127ZM140 186V185H139ZM139 186H137V187H139ZM223 186V185H222ZM229 186V185H228ZM232 186V185H231ZM230 186V187H231ZM108 187V186H107ZM123 187V188H124ZM132 186H130V188H131ZM21 188H22V186H21ZM49 189V190H52V189ZM67 188V189H68ZM136 188V187H135ZM140 188V187H139ZM142 188V187H141ZM235 188V187H234ZM45 189V188H44ZM48 189V188H47ZM46 189V190H47ZM100 189V188H99ZM102 189V188H101ZM45 190V191H46ZM130 190V189H129ZM132 190H134V188H132ZM137 190V189H136ZM232 190V189H231ZM53 191V190H52ZM51 191V192H52ZM123 191V192H122ZM143 191V190H142ZM50 191H48V193H49ZM66 192V193H67ZM133 192V191H132ZM227 192V191H226ZM136 193V192H135ZM139 193H141V192H139ZM143 193V192H142ZM5 194V193H4ZM134 194V193H133ZM6 195V194H5ZM49 195H51L50 193H49ZM68 195V194H67ZM99 195V194H98ZM101 195V194H100ZM103 195H101V196H103ZM122 195V196H121ZM140 195V194H139ZM142 195V194H141ZM224 195V196H225ZM74 196V197H75ZM106 196H104V197H106ZM216 196V197H215ZM5 197V196H4ZM73 197V196H72ZM94 197H96V203H91L93 200H94V202H95V199H94ZM133 197H134V195H133ZM141 197V196H140ZM222 197V196H221ZM98 198V199H97ZM102 198V197H101ZM118 198H120L119 200H118ZM135 198V197H134ZM70 199V198H69ZM72 199V198H71ZM70 199V202H71V204H72V201H73V205L75 204V202H74V200H71ZM93 199V200H92ZM105 199V198H104ZM107 199H105V203H106V206H107V202H106V200ZM137 199V198H136ZM139 199V198H138ZM92 200V201H91ZM123 200V201H122ZM190 200V201H189ZM132 201V202H133ZM70 202H68V203H70ZM102 202V201H101ZM103 202H104V200H103ZM217 202V201H216ZM85 203V205L84 206H87V204ZM105 203H103V205H102V207L103 206H105ZM219 203V202H218ZM99 204V203H98ZM126 204V205H127ZM130 204H131V202H130ZM133 204V205H134ZM70 205V204H69ZM100 205V204H99ZM108 205H109V203H108ZM133 205L131 204V206L133 207ZM217 205H219V204H217ZM83 206V207H84ZM94 206V205H93ZM109 206V207H110ZM143 206V205H142ZM66 207H67V204H66ZM71 207H72V205H71ZM70 206H69V208H71ZM74 207V206H73ZM74 207V208H75ZM137 207V206H136ZM215 207V206H214ZM73 208V209H74ZM106 209V207H103V209ZM111 208V207H110ZM109 208V209H110ZM124 208V209H123ZM216 208V207H215ZM104 209V210H105ZM108 209V210H109ZM134 209V208H133ZM136 209V208H135ZM134 209V211H136ZM184 209H187V210H184ZM89 210H90V208H89ZM138 210V209H137ZM176 210V209H175ZM180 210L182 211V209L180 208ZM84 211H85V209H84ZM86 211H87V208H86ZM85 211V212H86ZM103 211V210H102ZM181 211H180V213H181ZM83 212V211H82ZM88 212V211H87ZM97 212V211H96ZM95 212V213H96ZM106 213V212H108V211H103V213ZM110 212H108L109 214H110ZM138 212V211H137ZM136 212V213H137ZM140 212H142V211H140ZM108 213H107V215H108ZM133 213H135V212H133ZM177 213V212H176ZM183 213V212H182ZM183 213V214H184ZM225 213H227L226 214V216H224V214ZM81 214H83V213H81ZM85 214V213H84ZM88 214V213H87ZM87 214L85 215L86 217H87ZM139 214V213H138ZM138 214H136V215H138ZM141 214V213H140ZM230 214V215H229ZM95 215H97V214H95ZM100 215V214H99ZM173 215H175V214H173ZM228 215V216H227ZM81 216V215H80ZM84 216V217H85ZM98 216V215H97ZM97 216H95V217H97ZM111 216V215H110ZM184 216V217H183ZM83 217V218H84ZM226 217V218H225ZM98 218V217H97ZM109 218H111V217H109ZM170 218V217H169ZM137 219V220H136ZM84 220V219H83ZM83 220H81L82 222H83ZM105 220V219H104ZM109 220V219H108ZM139 220V222H141V224L140 223H138L137 224V221ZM227 220V221H226ZM170 221H172V219L170 218ZM169 221V222H170ZM79 223H80V220L78 221ZM78 222L76 223V224H78ZM102 222V221H101ZM106 222H104V223H106ZM238 222H236V223H238ZM235 223V224H236ZM73 224V223H72ZM83 224V223H82ZM85 224V223H84ZM224 224V225H223ZM240 224V223H239ZM79 226H80V224H78ZM101 225H103V227L101 226ZM249 225H251L252 227H249ZM72 226H74V225H72ZM100 226V227H99ZM218 226V227H217ZM231 227H233L234 226V224H233V226H232V224L230 225ZM248 226V228H250V229H248L247 230V227ZM82 228H83V226H81ZM80 227V228H81ZM87 227H88V225H87ZM95 227V226H94ZM104 227H105V229H104ZM227 227V226H226ZM228 227H229V225H228ZM227 227V228H228ZM86 228V227H85ZM85 228H84V230H85ZM218 228V229H217ZM220 228V229H219ZM222 228V229H223ZM87 229V228H86ZM143 229V230H142ZM228 229H230V227L228 228ZM78 230H81V229H79L78 228ZM87 230H89V229H87ZM220 230V231H219ZM223 230H225V229H223ZM252 230H254V229H252ZM196 231V232H195ZM218 231V232H217ZM260 231V232H259ZM80 233L77 235V233H76V235L75 236H77V237H75L74 239H73V243L74 242H76V246L79 248H81V250H82V244H81V241H83V238H82V240H81V235L83 234V236H84V233H86V232H84V233H82L81 231H79ZM89 232V231H88ZM225 232V231H224ZM249 232H251V230L249 231ZM249 232H248V235H249ZM104 233H107V234H104ZM217 233V234H216ZM253 233V231L251 232V234ZM88 234V233H87ZM105 236H104V235ZM220 234V233H219ZM250 234V235H251ZM253 234V235H254ZM259 234H257V236L259 235ZM89 235V234H88ZM181 235H184L185 237H187V242L185 241V238H184V236H181ZM222 235V234H221ZM249 235V236H250ZM253 235H251V236H253ZM259 235V236H260ZM82 236V237H83ZM85 236H86V234H85ZM195 236V235H194ZM256 235H254V237H255ZM35 237V236H34ZM165 238H167L166 236H164ZM218 237V236H217ZM261 237H263V236H261ZM260 237V238H261ZM91 238H92V236H91ZM103 238V239H104ZM146 238V237H145ZM76 239V241H74ZM142 239V238H141ZM208 239V240H207ZM209 239H211V240H209ZM94 240V239H93ZM256 240V239H255ZM261 239H259V241H260ZM145 241V240H144ZM143 241V242H144ZM200 241V240H199ZM207 241V242H206ZM264 241V240H263ZM84 242V241H83ZM82 242V243H83ZM179 242V243H178ZM183 242V241H182ZM214 242V241H213ZM1 244H3L2 242H0ZM46 243V242H45ZM44 243V244H45ZM141 243V242H140ZM190 243V242H189ZM189 243H187V246L186 247H188V244ZM196 243V246L199 244V243H201V242H198V244H197V242H195ZM5 244V243H4ZM43 244V243H42ZM43 244V245H44ZM86 244V243H85ZM165 244V243H164ZM183 244V243H182ZM184 244V245H185ZM258 244H259V242H258ZM40 246H41V244H39ZM38 245V246H39ZM142 245V244H141ZM190 245V244H189ZM208 245H209V243H208ZM213 245V244H212ZM0 246H3V245H0ZM45 246V245H44ZM47 246H48V244H47ZM74 246V245H73ZM76 246H75V248H76ZM92 246V245H91ZM139 246H140V244H139ZM138 246V247H139ZM183 246V245H182ZM181 246V247H182ZM194 246V245H193ZM259 246V245H258ZM264 246V245H263ZM37 247V246H36ZM178 247H179V245H178ZM199 247H200V245H199ZM209 247V246H208ZM210 247H212V246H210ZM260 247V246H259ZM2 248H4V247H2ZM84 248V247H83ZM140 248V247H139ZM138 248V249H139ZM171 248V247H170ZM173 248V247H172ZM194 248V247H193ZM213 248V247H212ZM38 249H40V248H38ZM43 249V248H42ZM42 249L40 250L41 252H42ZM45 249H46V247H45ZM45 249H44V251L43 252H45ZM77 249V248H76ZM261 249V248H260ZM1 250V249H0ZM14 249H12V251H13ZM78 250H80V249H78ZM83 250V251H84ZM175 250V249H174ZM205 251H206V249H204ZM208 250V249H207ZM1 251H3V250H1ZM258 251V250H257ZM38 251H36V253H37ZM141 252V251H140ZM262 252V251H261ZM12 253H14V252H12ZM80 253V252H79ZM85 253V252H84ZM3 254V253H2ZM11 254V253H10ZM5 254H3V256L2 257H5L4 256ZM11 255H13V254H11ZM10 255V256H11ZM15 255V254H14ZM84 255V254H83ZM83 255H78V256H83ZM40 256H41V254H40ZM1 257V258H2ZM38 257V256H37ZM42 257V256H41ZM40 257V258H41ZM138 257V258H137ZM0 258V259H1ZM10 258V257H9ZM80 258V257H79ZM2 260H3V258H2ZM5 260V259H4ZM9 260V259H8ZM6 261V260H5ZM5 261H3V262H5ZM10 261H11V259H10ZM23 262V261H22ZM21 262V263H22ZM78 262V263H77ZM140 261H138V263H139ZM7 263V262H6ZM0 264H2V263H0ZM4 264V263H3ZM8 264H10V262H8Z\"/></svg>",
	"mask_w": 264,
	"mask_h": 264
}]
</instances>
